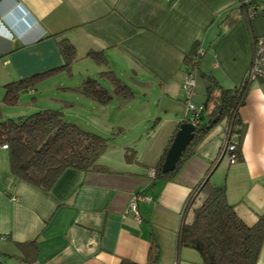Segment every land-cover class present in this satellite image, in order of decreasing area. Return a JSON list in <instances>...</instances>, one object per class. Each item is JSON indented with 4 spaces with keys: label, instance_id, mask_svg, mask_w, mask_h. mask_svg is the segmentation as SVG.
<instances>
[{
    "label": "crops",
    "instance_id": "1",
    "mask_svg": "<svg viewBox=\"0 0 264 264\" xmlns=\"http://www.w3.org/2000/svg\"><path fill=\"white\" fill-rule=\"evenodd\" d=\"M240 1L0 0V87L61 65L58 40L66 37L75 64L98 68L87 53L101 50L103 64L125 75L133 91L125 101L114 96L103 104L117 118L102 133L119 130L98 157L104 171L66 168L46 191L10 173L8 150L0 148V264H145L152 241L158 258L150 264H200L196 250L177 251L176 237L187 197L219 151L225 122L199 139L173 179L152 181L148 172L188 113L187 102L204 100L203 75L229 87L248 69L253 39L264 35V5L248 17ZM195 42L204 53L187 95L182 70ZM239 116L241 158L222 157L208 178L225 185L228 202L251 225L264 212V80L250 82ZM127 147L135 148V160L125 159ZM138 193L149 197L137 202L140 221L128 210ZM202 197L198 190L192 205ZM258 263L264 264V244Z\"/></svg>",
    "mask_w": 264,
    "mask_h": 264
},
{
    "label": "trees",
    "instance_id": "2",
    "mask_svg": "<svg viewBox=\"0 0 264 264\" xmlns=\"http://www.w3.org/2000/svg\"><path fill=\"white\" fill-rule=\"evenodd\" d=\"M244 12L264 5V0H241ZM264 13V12H260ZM258 13L248 17H253ZM247 18V17H246ZM249 19V18H248ZM199 42H195L184 57V66L197 67L202 50L195 54ZM201 47V46H200ZM58 48L63 56V63L28 76L7 81L1 85L0 97V144L6 143L9 158V170L14 176L25 180L43 190H49L66 168L82 171H104L105 166L98 162V157L105 150L109 140L117 132L101 135L84 129L64 118L59 109L43 108L28 115L2 119V105L17 103L20 92L34 90L42 78L56 71L71 70V63L76 60L75 47L66 37L58 40ZM202 48V47H201ZM87 55L97 63H106L102 51L90 50ZM197 58L196 62L194 58ZM204 100L197 104V109L190 112L196 122L193 137L182 150L173 170L161 171V164L176 131L171 134L158 162L152 166V181L173 179L180 167L190 158L194 145L212 127L225 122L226 135L236 133L238 143L236 160L241 158V139L245 132V123L239 116V108L244 104L251 81L244 80L234 86H223L212 74H204ZM98 77L108 81L109 87L103 86L98 79L87 76L72 87L84 99L99 104L109 103L114 96L127 100L133 96L130 86L110 68L101 70ZM118 107V106H117ZM189 114L187 117L189 118ZM151 127V126H150ZM226 153L219 151L202 178L190 191L182 211V221L177 232V251L183 247L196 250L200 264H259L258 255L264 244V212H257L256 221L248 225L236 213L234 205L228 202L224 184L215 185L209 181V174ZM127 161L135 160V148L127 147L124 151ZM203 193L201 202L192 205L196 192ZM191 207L192 217L183 219L184 211ZM189 207V208H190ZM158 247L152 241L148 261H157ZM119 264H139L122 259Z\"/></svg>",
    "mask_w": 264,
    "mask_h": 264
},
{
    "label": "rangeland",
    "instance_id": "3",
    "mask_svg": "<svg viewBox=\"0 0 264 264\" xmlns=\"http://www.w3.org/2000/svg\"><path fill=\"white\" fill-rule=\"evenodd\" d=\"M93 61V64L98 65V68H94L93 65H86L87 62L82 60L77 64L73 62L74 66L71 70L56 71L36 83L34 90L20 92L16 104L1 106L2 119H16L43 108L59 109L66 120L74 122L84 129L104 136L108 135V133H102L101 129L109 127L108 122L117 118L114 109L82 97L77 98L78 94L72 88L87 76L96 78L103 86L109 87L108 81L98 77L97 73L94 72L95 69L101 71L108 67L103 63ZM119 77L126 83H131L125 75ZM1 94L2 89L0 87V97ZM111 103L112 106H115L117 99L114 98ZM117 131L116 127L112 130V132Z\"/></svg>",
    "mask_w": 264,
    "mask_h": 264
},
{
    "label": "built area",
    "instance_id": "4",
    "mask_svg": "<svg viewBox=\"0 0 264 264\" xmlns=\"http://www.w3.org/2000/svg\"><path fill=\"white\" fill-rule=\"evenodd\" d=\"M264 12V10H261ZM248 15L252 16L256 13H258L257 9H249ZM202 48L199 46L196 49V56L202 52ZM194 58L193 62H196L197 58ZM195 67H186L184 66L182 70V87L187 95H190L192 92L194 86H195ZM254 79L264 80V35L257 36L253 39V49H252V56L251 61L249 64L248 69L246 70L244 74V80L252 81ZM187 111L188 113L185 115V117L182 120L189 121L193 124H195L196 120L194 116L190 114L191 111L197 109V104L188 101L187 102ZM190 115L189 118L187 115ZM238 135L236 133L228 134L224 133L222 142L220 144V151L224 154L229 163H233L236 161V153L233 152L238 143ZM7 144L2 143L0 144V148H6ZM153 169L151 168L148 172L149 176L153 175ZM149 199L148 196L143 194H134L131 196L128 204V210L131 211L136 218L137 221H140V216L138 213V207L137 202L139 200H146Z\"/></svg>",
    "mask_w": 264,
    "mask_h": 264
},
{
    "label": "water",
    "instance_id": "5",
    "mask_svg": "<svg viewBox=\"0 0 264 264\" xmlns=\"http://www.w3.org/2000/svg\"><path fill=\"white\" fill-rule=\"evenodd\" d=\"M194 130V124L190 122L181 123L179 129L176 131L174 138L166 151L164 160L161 164L162 172L165 173L174 169L182 150L188 145V143L192 139Z\"/></svg>",
    "mask_w": 264,
    "mask_h": 264
},
{
    "label": "clouds",
    "instance_id": "6",
    "mask_svg": "<svg viewBox=\"0 0 264 264\" xmlns=\"http://www.w3.org/2000/svg\"><path fill=\"white\" fill-rule=\"evenodd\" d=\"M188 122H189V121H188ZM190 123H191V122H190ZM192 124H193V123H192ZM219 148H220V147H219ZM3 149H4V148H3ZM224 156H225V155H224ZM224 156H222V157H224ZM222 157H221V158H222Z\"/></svg>",
    "mask_w": 264,
    "mask_h": 264
}]
</instances>
